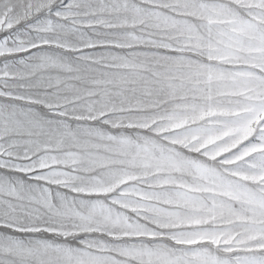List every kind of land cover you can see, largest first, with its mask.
I'll list each match as a JSON object with an SVG mask.
<instances>
[{
    "label": "rangeland",
    "instance_id": "1",
    "mask_svg": "<svg viewBox=\"0 0 264 264\" xmlns=\"http://www.w3.org/2000/svg\"><path fill=\"white\" fill-rule=\"evenodd\" d=\"M0 264H264V0H0Z\"/></svg>",
    "mask_w": 264,
    "mask_h": 264
}]
</instances>
